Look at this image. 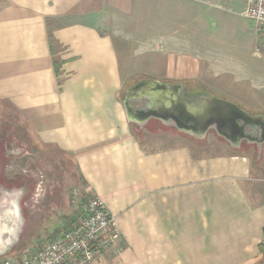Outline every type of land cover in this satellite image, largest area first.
Segmentation results:
<instances>
[{"label": "crops", "instance_id": "1", "mask_svg": "<svg viewBox=\"0 0 264 264\" xmlns=\"http://www.w3.org/2000/svg\"><path fill=\"white\" fill-rule=\"evenodd\" d=\"M173 3L0 0V105L15 113L25 133L24 144L0 138V158L10 156L5 154L8 149L33 157L54 151L71 160L79 188L74 190L80 197L101 198L119 234L118 252L106 250L107 238L100 237L91 264H264L258 249L264 246V145L242 142L234 147L212 129L196 138L173 122L130 120L123 105L134 84L133 74L127 72L128 47L118 49L121 41L87 21L110 11L144 22L147 7L152 21L138 24L137 32L144 37L137 45L152 32L151 41L141 44H146L149 61L158 70L157 76L140 72L138 80L164 84H176L180 78L204 80L201 63L216 59L192 50V32L185 24L178 34L171 28L176 20ZM251 30L255 44L249 57L259 60L261 53L255 52L259 39L254 27ZM158 45L161 50L155 57L149 46L159 50ZM121 56L126 57L123 71ZM220 65H213L216 75L210 77L217 78L205 80L217 90L226 87L244 109L259 113L245 92L246 78L242 87L231 88L233 71ZM184 86L188 95L204 93H190ZM259 115L264 120L263 113ZM18 158L22 157L11 162ZM25 184L20 180L10 190L18 213L20 200L28 193ZM35 204L30 198L27 220H32ZM73 209L77 219L79 210ZM57 213L51 210L39 223L42 236H34L28 250L39 238L59 236L47 222Z\"/></svg>", "mask_w": 264, "mask_h": 264}, {"label": "rangeland", "instance_id": "2", "mask_svg": "<svg viewBox=\"0 0 264 264\" xmlns=\"http://www.w3.org/2000/svg\"><path fill=\"white\" fill-rule=\"evenodd\" d=\"M171 7L176 19L175 25L171 28L176 29L175 32L178 34L182 30L179 26L182 23L185 24L187 31L189 33L192 32V50L197 53L201 51L205 56H210L212 59L215 58L217 60V62L216 60H212L201 63L200 76L204 80L195 81V79L180 78V80H174L175 83L187 85L190 93L204 92L217 99L232 102L250 116L259 115L260 112L264 115V65L259 61L262 60L264 62V49L259 51L261 53L259 60L257 56H255L256 59L249 57V50L253 49L255 44L253 43V37L249 36V31H252L253 24L251 22H245L246 20L239 15L242 11V0H174ZM146 9L147 7L143 11L144 22H139L135 15L121 16L110 11H102L94 17L87 19V21L90 20L93 24H96L102 34L113 36L115 42L119 41L120 43L121 41L123 46L118 45V49L124 47L127 51L126 47H128L129 58L134 63L129 60L127 72L133 74V77H131L134 80L133 85L143 80H138V77H136L140 72L151 75L156 74V70H158L149 61L151 56L145 50L146 44H141L151 41L149 39L153 37L152 32H148L149 38L147 37L145 42L141 41L137 45L138 39L140 38L142 40L144 37L137 32L138 24L142 26L146 22L147 24H151L152 21V19L148 20L149 13ZM127 43L129 45H125ZM257 45H260L259 40L257 41ZM149 48L155 57L159 56V51L161 50L159 45L157 47L159 50L155 46H149ZM125 60L126 57H120L122 71L126 66ZM219 61L220 63H218ZM136 63H138L137 66ZM217 64H221L220 67H228L233 71V74L229 76L231 88L242 87L244 79L246 78L247 85L245 92L250 98L249 101L260 110H258L259 113H252L253 111L251 109L250 111L244 109L241 103L232 99L233 95L227 93L226 87L217 90L218 87L209 84L208 81L213 78H210L211 75H216L213 65ZM138 66L140 67L139 71ZM132 79H129V81ZM228 85L226 84L225 86ZM0 107V138H8L15 145L20 143L24 144V129L20 124H17L15 113L10 109H6L3 105H0ZM8 123L11 125H8ZM177 141L181 140L178 139ZM7 150L5 154L6 156H10L8 158L4 157L2 160L0 158V161L4 162L1 163L0 176L2 180L0 187L1 201L3 198L12 194V191H10L11 188L13 185L19 184L20 180L24 181L25 184V181L29 179L28 186L27 183L25 184L29 189L25 188L28 193L20 200V205H18L20 220L18 218L15 225H13L14 217L10 218L8 216L9 210L4 209L0 213V225L3 227V230L0 231V236H4L1 238L8 239L9 237L7 235L9 233L5 231L6 226L13 230V235L9 237L11 243L9 251L1 256L0 260L25 253L33 237L42 236V233H39L38 229V226H40L39 223L43 219L48 218L51 210H55L58 213L56 216H51V221H47L51 226L50 228L56 234L65 230L76 219L75 210L70 203L71 191L79 189L77 187L75 173L72 169L71 160L68 157L54 151H50L46 157H42L40 153L33 157L25 154L16 155L17 152L15 150L10 153ZM15 156L22 158H18L12 163L11 161H13V157L15 158ZM19 186L16 185V187ZM30 198H34L37 204L34 205L32 218L31 215L29 217L32 220H27V204H29ZM63 201L66 205L61 206L60 203ZM11 226H14V229ZM49 235L44 238H39L41 239L39 242L52 239L50 237L53 234Z\"/></svg>", "mask_w": 264, "mask_h": 264}, {"label": "water", "instance_id": "3", "mask_svg": "<svg viewBox=\"0 0 264 264\" xmlns=\"http://www.w3.org/2000/svg\"><path fill=\"white\" fill-rule=\"evenodd\" d=\"M182 87L184 91V85L164 84L153 80H141L135 83L128 92H134L138 96L148 98L149 105L159 109L160 112H155L149 105L147 111L136 109L133 112L132 105L125 99L123 105L128 118L137 123H143L149 118L173 122L178 130L190 133L196 138L205 137L208 131L213 129L217 136L224 138L234 147H239L241 141L255 144L258 147L264 145V120L261 115L250 116L236 104L217 99L209 94L199 96L201 103H198L197 100L177 101L168 98L170 90L176 93ZM256 130L259 131L258 135L251 137L250 134ZM8 204L9 207L0 205V211L9 210L8 216L14 217L13 225H15L18 218L20 220L18 208L11 199H9ZM11 227L14 229V226ZM2 230L3 227L0 225V231ZM5 231L9 233L7 234L9 237L13 235V230L8 226H6ZM1 237L4 236H0V257L9 251L11 245L9 237L8 239Z\"/></svg>", "mask_w": 264, "mask_h": 264}, {"label": "built area", "instance_id": "4", "mask_svg": "<svg viewBox=\"0 0 264 264\" xmlns=\"http://www.w3.org/2000/svg\"><path fill=\"white\" fill-rule=\"evenodd\" d=\"M242 16L253 24L260 41L255 49H264V0H244ZM72 207L79 215L58 237L42 240L32 249L11 258L0 260V264H91L98 253V242L106 236L104 247L118 252L119 234L115 218L104 201L96 196L80 197L73 190L70 196Z\"/></svg>", "mask_w": 264, "mask_h": 264}, {"label": "flooded vegetation", "instance_id": "5", "mask_svg": "<svg viewBox=\"0 0 264 264\" xmlns=\"http://www.w3.org/2000/svg\"><path fill=\"white\" fill-rule=\"evenodd\" d=\"M172 85H180L181 86V84H172ZM183 86V85H182ZM183 89V87L181 88V89H178V92H174V91H171L170 90V95H169V99L170 100H177V101H180V100H187V101H198V103H201L202 101L199 99V96L200 95H207V93H203V94H195V95H192V94H190V95H188L187 94V90H186V87H185V89H184V91L182 90ZM169 94V93H168ZM127 100L128 101V103L129 104H131L132 105V110H133V112H135L136 111V109H143L144 111H147V108H148V105L150 104V102L148 101V98H146V97H141V96H138V95H136L134 92H128V94L126 95V96H124V100ZM150 106V105H149ZM151 107V106H150ZM149 107V108H150ZM152 108V107H151ZM152 109H154L155 110V112H160L159 111V109H156V108H152ZM149 120H151V119H149ZM213 130V129H212ZM214 131V130H213ZM214 133H215V131H214ZM258 133H259V131L258 130H256L255 132H253V133H251L250 134V136L251 137H255L256 135H258ZM220 138H222V137H220ZM223 140H224V138H222ZM225 141V140H224ZM226 143H228L227 141H225ZM242 142H246V141H241V143ZM241 143H240V145H241ZM229 144V143H228ZM230 145V144H229ZM239 145V146H240ZM9 199H11V197L10 196H8V197H5V198H3V200L1 201V199H0V205L1 206H3V207H9V204H8V201H9ZM0 213H1V211H0ZM12 213H13V210H12Z\"/></svg>", "mask_w": 264, "mask_h": 264}, {"label": "trees", "instance_id": "6", "mask_svg": "<svg viewBox=\"0 0 264 264\" xmlns=\"http://www.w3.org/2000/svg\"><path fill=\"white\" fill-rule=\"evenodd\" d=\"M53 65H54V71L56 72V74H58L59 73V64L56 61H54ZM258 249L260 251H262V253L264 254V246L263 245H259Z\"/></svg>", "mask_w": 264, "mask_h": 264}]
</instances>
